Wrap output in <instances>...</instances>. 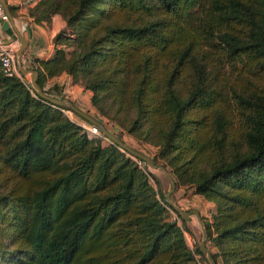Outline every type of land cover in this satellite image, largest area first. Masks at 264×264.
<instances>
[{"label": "trees", "instance_id": "16d2710c", "mask_svg": "<svg viewBox=\"0 0 264 264\" xmlns=\"http://www.w3.org/2000/svg\"><path fill=\"white\" fill-rule=\"evenodd\" d=\"M63 2L55 0L56 9L35 17L39 2L28 16L34 23L48 22L62 10ZM99 2L106 6H98ZM74 3L65 21L79 42L96 23L114 17L102 26V35L91 48L78 52L74 60L55 49L52 57L33 66L39 87L41 76L79 72L96 108L102 92L114 101L127 96L134 123L141 124V118L161 121L156 142L167 152H176L166 161L174 181L194 185L196 193L219 202L226 215L233 210L243 213L240 220L214 222L216 245L228 247L225 251L219 246L220 253L233 254L234 244L240 247L242 261L264 264V0ZM7 7L13 15V7ZM157 14L156 21L141 17ZM135 19L139 23L134 24ZM159 57L166 60L161 62L164 71L157 67ZM212 60L245 68L263 81L249 83L239 93L230 88L243 108L241 140L228 139V122L214 106L226 95L216 73L206 68ZM188 64L193 81L180 96L175 82ZM100 67L110 73L95 76ZM58 108L39 98L23 77L0 71V167L14 180L12 189L0 192V226L9 227L17 242L11 250L0 249V262H193L181 228L163 219L166 202L156 199L146 176L124 156L126 152L113 144L94 143ZM210 109L216 111L211 119L206 112ZM225 138L230 146L227 155L222 153ZM206 152L218 154V159L197 172L195 162ZM128 246L125 259L114 250ZM193 251L203 258L196 245Z\"/></svg>", "mask_w": 264, "mask_h": 264}, {"label": "rangeland", "instance_id": "374dc122", "mask_svg": "<svg viewBox=\"0 0 264 264\" xmlns=\"http://www.w3.org/2000/svg\"><path fill=\"white\" fill-rule=\"evenodd\" d=\"M73 1L74 0H61V2H63L61 11H57L55 14H52L48 22H35V24L42 27L43 31L37 28L38 32L32 33V38H34V35L37 36L33 40H31L29 36L31 45L30 47H27V44L25 45L18 59L21 67L34 69L33 66H38L40 61L52 57L54 55L55 49H62L66 59L74 60L78 52L82 53L87 48H91L92 43L102 35V26L108 23V21H111V19L114 17H111L109 20L100 21L99 24L96 23L94 27L88 32V36L83 39L82 42H79L78 38L75 39L74 34L72 33V28L67 26L65 21L66 16L74 11L75 3L73 4ZM39 2L41 5L39 4L35 10V17L42 15L44 11L56 9L55 0H18L17 4L19 6L13 7L11 12L13 15H15L16 10L22 8V11H20V16H22L21 20H25L26 18L23 17H29V9H33L36 5H38ZM97 5L104 7L106 6V3L99 2ZM13 15L11 16L13 17ZM141 17L144 19V21H156L157 17H159V14L149 16L142 15ZM53 18L56 19L55 28L52 27ZM135 20L136 21L133 20L134 24L139 23V19ZM16 29L19 34L24 37L23 34L25 31L22 30L23 28L20 30L16 27ZM55 35H57L56 44H58L56 47L54 45ZM41 38L42 41L40 40ZM44 39H47V41ZM13 40L16 41L14 43L15 54V51L19 47V41L17 38ZM77 42H79L78 45ZM47 45H49L50 49L47 58L38 56L37 49L42 47L46 48ZM161 62L166 63V60L163 57H159V61L157 62L158 69L160 71H164L165 69L163 68ZM191 66L192 64H188V66L180 72L179 79L175 82L176 91L178 94H180V96H184L191 89V82L193 81V76L191 75L193 68ZM206 68L216 73V81L219 84L222 92L226 95L220 104H215L214 106H217L216 108L219 109L228 122L226 129L228 139L236 141L241 140L239 133L241 126H243V108H239V106L236 104L233 98L232 90L230 88H232L234 92L239 93L242 91V89L248 88L250 86L249 83L261 85L263 81L259 76H254L245 68L243 71H241V68H238L237 66L231 67L227 63H221L217 60H212L209 62V65ZM105 70L106 75L110 73L108 68L104 69L100 67V69H95L94 71H98L95 76L102 77V74ZM39 83L42 91L45 94L68 100L73 106L91 115L94 119L101 123L104 129L109 133L119 137L126 145L136 149L144 155H147L151 160L154 161L153 163L161 166V169H152L148 167L143 161L136 159L124 152V156L129 158L132 163H134L137 168L146 176L147 182L155 192V197L159 202H161L162 199L164 200V194L169 191V180L171 179L173 181V189L169 192L168 197L172 204L182 211H197L198 216L190 214L188 217H181L172 206L168 205L167 203V205H163L165 212L163 219L170 222L172 221L176 224V226L180 227L183 231V237L185 235L190 241L193 240L195 242L194 247L195 245L197 246L201 240L202 226L206 233L204 244L208 248L209 252L215 255L217 264H248L241 260L243 259V256L241 257L242 254L240 252V247L232 244L230 249L234 252L233 254H230V252L221 254L220 251L222 250L219 248V246L226 251L228 249L227 244L219 243L216 245L214 241L216 230L214 229L213 224L216 220L224 221L226 223L230 220H240L243 218V213L241 211L234 212L233 210L232 215H226L225 208L222 205L219 206V202L208 200L202 195L196 193L194 185L186 182L174 181L170 173L171 168L166 165V161L171 160L172 156L175 155L176 152H167V149H162L161 144L156 142L159 130L163 126L161 121L154 123V121L152 122L151 119L141 118V121H139L142 122L141 124L134 123L137 120L135 119L136 116L133 110V104L131 103L132 105L130 106L127 105V96L121 100L114 101L108 94L102 92L103 96L97 104L99 108H96V106L90 101V95L92 92L88 91L89 95L86 94V89L83 88V79H81V74L79 72L73 74L60 72L57 75L51 77L41 76ZM57 110L62 117L77 124L80 129H82L81 132L85 133L83 126L87 127L89 124L88 122L76 115L68 107H61ZM206 112L209 113L208 115L211 119L216 111L210 109ZM186 116H188V114ZM206 120L208 119H205L204 121ZM203 123L206 124V122ZM89 138L92 139L94 143L97 141L96 143H99L101 147L112 144L108 138L99 139L97 136H91ZM225 145L226 149L223 150L222 153L227 155V150L230 148V146L226 138ZM214 158L217 160L218 154L206 152V155L199 157L195 162V170L197 172L202 171L203 167H208ZM164 171L168 174L169 178ZM12 177V173L0 167V192L8 191L14 187V180ZM218 208L220 211H218ZM173 215H175L176 220H173ZM2 226V228L0 226V249L2 251H8L14 248L17 242L12 237L10 228L5 225ZM208 229L210 233H208ZM114 250L116 254L125 259L130 249L128 246V249L123 248L121 250ZM202 257L203 258L197 256L198 261L201 264H209L206 258L204 256ZM104 258L107 262L105 256ZM111 258L112 257H110V259ZM0 264L16 263L13 260H10L5 263L0 262ZM189 264L194 263L190 262Z\"/></svg>", "mask_w": 264, "mask_h": 264}, {"label": "water", "instance_id": "95a60500", "mask_svg": "<svg viewBox=\"0 0 264 264\" xmlns=\"http://www.w3.org/2000/svg\"><path fill=\"white\" fill-rule=\"evenodd\" d=\"M0 1H1V5H2L4 11L8 15V21H4L1 23V30L4 31L11 39L17 38L19 41V47L15 51L16 67H17L19 74L23 77L24 80L27 81L30 89L42 100H44V101H46L52 105L59 106V107H68L76 115H78L79 117L84 119L89 124L96 125L98 127V129L100 130V132L103 133L111 141V143L114 146H116L117 148L126 152L130 156L143 161L148 167H150L152 169H158V168L161 169V166H159L156 163H153V161L147 155H144L143 153L137 151L136 149L126 145L120 138H118L114 134L109 133L107 130H105L104 127L102 126V124L99 123L96 119H94L91 115H89V114L81 111L80 109L76 108L66 99L49 96L42 91V89L37 84V78H38L37 71L34 69H27V68L21 67V65L19 64V60H18L19 56H20L21 51L25 47L27 42H26V39L22 35H20L19 32L17 31V29L14 25L13 18H12L11 14L8 10V7H7L5 0H0ZM166 175L168 177L167 173H166ZM169 183H170V189L168 192H166L164 194V201L168 205L172 206L173 209L181 217H188L190 214H194V215L198 216V213L195 210L182 211L178 207H176L175 205L172 204V202L170 201V199L168 197V194L173 189V181L170 179ZM205 238H206V233H205L204 228L201 226V240L199 241V243L197 245L198 252L206 258V260L208 261L209 264H215L213 258L211 257V254H210L208 248L204 244Z\"/></svg>", "mask_w": 264, "mask_h": 264}, {"label": "built area", "instance_id": "2783aa9c", "mask_svg": "<svg viewBox=\"0 0 264 264\" xmlns=\"http://www.w3.org/2000/svg\"><path fill=\"white\" fill-rule=\"evenodd\" d=\"M4 21H8V15L4 11L0 1V71L5 76L21 77L15 64L14 43L16 41L11 39L4 31L1 30V23ZM83 128L88 137L97 136L99 139L107 138L100 132L96 125L88 124L87 127L83 126ZM175 218V215H173V220H176ZM184 241L187 248L192 253L193 263L201 264L197 259V254L193 251L195 242L193 240L190 241L185 235Z\"/></svg>", "mask_w": 264, "mask_h": 264}, {"label": "crops", "instance_id": "0c3cea01", "mask_svg": "<svg viewBox=\"0 0 264 264\" xmlns=\"http://www.w3.org/2000/svg\"><path fill=\"white\" fill-rule=\"evenodd\" d=\"M7 6L10 5L12 7H18L19 5L17 4L18 3V0H5ZM17 9V8H16ZM22 9V8H21ZM20 8L18 10H16V13L15 15H13V21L15 23V26L17 28H19L20 30L22 29L24 32V37L26 39V44H27V47H30L31 45V40L35 39L37 36L34 35V38H32V33L33 32H38L37 31V28H39L41 31L42 30V27L41 26H38L37 24L33 23L31 21V19L27 16H24L23 18H26L25 20H21L22 16H20V11H22ZM52 27L55 28L56 27V19L53 18V21H52ZM52 28V29H53ZM29 36H30V39H29ZM42 41V38L40 39ZM45 41H47V39H44ZM49 45L46 46V48H40V49H37V54L38 56H43L44 58H47V56L49 55ZM86 94H88V91L86 90ZM89 95V94H88ZM87 95V96H88Z\"/></svg>", "mask_w": 264, "mask_h": 264}]
</instances>
